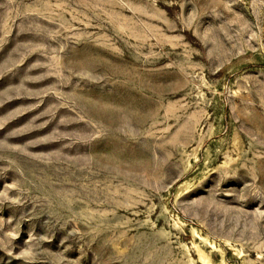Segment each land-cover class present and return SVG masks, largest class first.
I'll return each instance as SVG.
<instances>
[{
    "label": "rangeland",
    "instance_id": "obj_1",
    "mask_svg": "<svg viewBox=\"0 0 264 264\" xmlns=\"http://www.w3.org/2000/svg\"><path fill=\"white\" fill-rule=\"evenodd\" d=\"M0 264H264V0H0Z\"/></svg>",
    "mask_w": 264,
    "mask_h": 264
}]
</instances>
